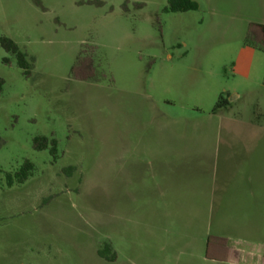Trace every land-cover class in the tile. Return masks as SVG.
I'll return each mask as SVG.
<instances>
[{
  "label": "rangeland",
  "instance_id": "374dc122",
  "mask_svg": "<svg viewBox=\"0 0 264 264\" xmlns=\"http://www.w3.org/2000/svg\"><path fill=\"white\" fill-rule=\"evenodd\" d=\"M193 1L0 0V40L27 56L0 43V264H127L96 256L110 241L86 220L115 203L118 148L154 119L264 144V0Z\"/></svg>",
  "mask_w": 264,
  "mask_h": 264
},
{
  "label": "crops",
  "instance_id": "0c3cea01",
  "mask_svg": "<svg viewBox=\"0 0 264 264\" xmlns=\"http://www.w3.org/2000/svg\"><path fill=\"white\" fill-rule=\"evenodd\" d=\"M155 121L122 142L115 203L86 220L110 241L111 260L97 248L96 256L105 263L264 264V144L221 143L220 128L181 135L166 119ZM243 241L254 249L241 248Z\"/></svg>",
  "mask_w": 264,
  "mask_h": 264
},
{
  "label": "trees",
  "instance_id": "16d2710c",
  "mask_svg": "<svg viewBox=\"0 0 264 264\" xmlns=\"http://www.w3.org/2000/svg\"><path fill=\"white\" fill-rule=\"evenodd\" d=\"M198 10V4L193 1V0H168V5L165 8V12L167 13H185V12H189V11H196ZM261 33L262 36V41H263V46L262 47H258L254 44L253 47L259 50H263L264 51V25H259L257 27ZM251 40V39H249ZM252 42V41H251ZM0 43L2 45V47L9 53L15 54L17 56L18 59V65L22 68L25 67V65L27 64V56L26 54H24L22 51H20L19 47L11 40L7 39V38H2L0 40ZM248 44V43H247ZM230 105L228 99L224 98L223 95H221L217 101V103L215 104V107L213 109V113L216 114L217 112L223 110L224 108H227ZM35 143V147L38 150H45L49 148V143L48 140L46 138H39V139H35L34 141ZM57 148V144L55 142V140L51 141V146H50V153L55 156L56 155V150ZM34 172V165L30 162H26L22 168L20 169V171L18 173L15 174L14 177H12L11 175L8 176L7 178V184L8 186H13L15 184H23L25 183L29 177L33 174ZM99 255L101 258L110 261L111 257L110 254L108 253V251H100Z\"/></svg>",
  "mask_w": 264,
  "mask_h": 264
}]
</instances>
